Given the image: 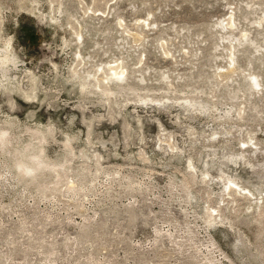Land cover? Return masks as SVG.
<instances>
[{
	"label": "rangeland",
	"instance_id": "1",
	"mask_svg": "<svg viewBox=\"0 0 264 264\" xmlns=\"http://www.w3.org/2000/svg\"><path fill=\"white\" fill-rule=\"evenodd\" d=\"M7 39L0 264H264V0H0Z\"/></svg>",
	"mask_w": 264,
	"mask_h": 264
},
{
	"label": "bare ground",
	"instance_id": "2",
	"mask_svg": "<svg viewBox=\"0 0 264 264\" xmlns=\"http://www.w3.org/2000/svg\"><path fill=\"white\" fill-rule=\"evenodd\" d=\"M12 51L13 49H12L11 40L7 39L4 43V46L0 48V65L3 64L8 58H10ZM110 69L112 70V68ZM112 73H117V72L112 71ZM41 164L42 163L37 159V160L31 161L30 163L19 162L17 165L20 168H22L21 170H23L25 173L26 171L29 173L30 172L33 173L34 171L38 170V167H40Z\"/></svg>",
	"mask_w": 264,
	"mask_h": 264
}]
</instances>
